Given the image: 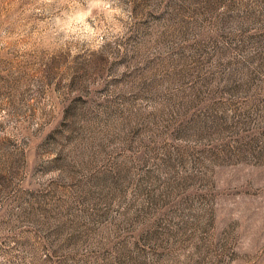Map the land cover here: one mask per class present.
Returning <instances> with one entry per match:
<instances>
[{"label":"rangeland","instance_id":"rangeland-1","mask_svg":"<svg viewBox=\"0 0 264 264\" xmlns=\"http://www.w3.org/2000/svg\"><path fill=\"white\" fill-rule=\"evenodd\" d=\"M0 264H264V0H0Z\"/></svg>","mask_w":264,"mask_h":264}]
</instances>
